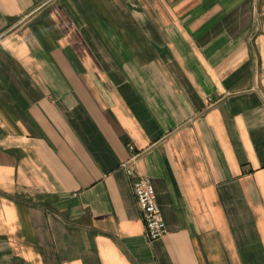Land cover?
Segmentation results:
<instances>
[{
  "label": "crops",
  "instance_id": "obj_1",
  "mask_svg": "<svg viewBox=\"0 0 264 264\" xmlns=\"http://www.w3.org/2000/svg\"><path fill=\"white\" fill-rule=\"evenodd\" d=\"M0 264H264V0H0Z\"/></svg>",
  "mask_w": 264,
  "mask_h": 264
},
{
  "label": "built area",
  "instance_id": "obj_2",
  "mask_svg": "<svg viewBox=\"0 0 264 264\" xmlns=\"http://www.w3.org/2000/svg\"><path fill=\"white\" fill-rule=\"evenodd\" d=\"M128 147L134 151L131 144ZM138 155V152L132 153L128 160L120 163V166L130 178V187L144 223L145 235L149 240H154L165 234L166 227L156 202L151 178L139 174L136 170L135 163Z\"/></svg>",
  "mask_w": 264,
  "mask_h": 264
}]
</instances>
